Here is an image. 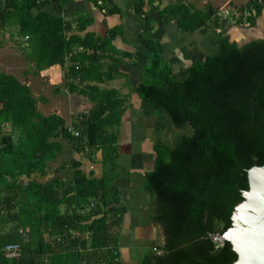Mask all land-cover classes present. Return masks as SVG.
<instances>
[{"label": "trees", "instance_id": "16d2710c", "mask_svg": "<svg viewBox=\"0 0 264 264\" xmlns=\"http://www.w3.org/2000/svg\"><path fill=\"white\" fill-rule=\"evenodd\" d=\"M71 1L0 0V49L7 46L4 34L17 36L36 72L61 66L68 93L89 101L87 113L69 126L57 114H41L31 88L0 72V264H124L126 210L105 168L119 157L127 99L100 87L113 73L124 76L117 67L104 71V61L120 53L113 45L120 29L105 39L73 34L86 32L91 20L65 19ZM146 5L140 0L136 11L147 20L140 42L149 52V77L133 90L144 115L160 118L145 190L165 242L140 264H235L233 246L215 239L232 227L234 208L249 190L248 171L264 167V38L240 47L212 7L197 10L182 0L158 7L160 20L176 21L184 33H210L212 22L218 31L219 51L180 77L151 36ZM239 11L237 26L256 29L264 0H249ZM170 131L177 132L173 142ZM66 146L99 165L101 175L85 174L76 159L54 170ZM13 245L19 256L7 258Z\"/></svg>", "mask_w": 264, "mask_h": 264}, {"label": "crops", "instance_id": "0c3cea01", "mask_svg": "<svg viewBox=\"0 0 264 264\" xmlns=\"http://www.w3.org/2000/svg\"><path fill=\"white\" fill-rule=\"evenodd\" d=\"M139 1L106 0L101 5L90 0H72L64 13L65 19L69 22H74L82 16L91 20L86 32L80 34L75 31L73 33L82 37L90 33L105 39L113 30L120 29V34L113 42L115 49L120 53L114 56L116 60L104 61V71L107 72L111 67H117L124 76L120 77L118 73H113L114 79L100 84V87L105 90H117L127 99L126 114L119 129V157L116 166L110 165L105 168L108 174L116 177L114 186L119 190L121 206L126 210L124 228L119 240V250L124 264H140L144 255L153 249L155 244H164L165 242L162 227L153 222L152 199L145 190L146 174L153 169L156 160L155 146L159 139L160 118L144 115L141 109V100L133 90L149 77L147 68L150 65L149 52L146 46L140 42V35L147 28V20L145 16L139 15L136 11ZM144 1L147 2L145 11L151 17V36L163 45L165 61L177 75L187 76L194 64L204 63L209 56L219 51L218 31L215 30L213 22L210 33H184L178 29L176 21L166 24L160 20L156 10L158 7L165 9L174 4L176 0H156L153 5L148 4V0ZM182 1L197 10H205L207 7L216 10L225 27L224 33L234 43H236V39L233 37L234 32L245 34L248 30L247 28L234 27L233 16L231 21L228 19L229 12L236 13L237 7L247 3V0ZM259 20L258 26L261 28L262 20ZM261 31H264V28H261ZM69 65L70 63L67 64V66ZM31 69L32 67L29 70ZM33 72L34 70L27 71L26 74H33ZM39 74L41 78L49 81L50 86H59L65 79V69L61 66H55L39 72ZM30 83L24 84L32 90ZM58 88L57 93L60 96L58 99L61 101L54 108L48 110V112L53 111L51 114L43 113V115L57 114L68 125L70 122H74L73 107L79 105L78 107L81 109L79 111L87 113L85 107L89 101L83 96L68 93L66 86L61 90ZM43 100L46 101L38 104L40 111L41 107L51 103L48 98ZM64 105H67L69 109H65ZM75 159L83 163L82 169L85 174L101 175L99 165L86 157L77 155L71 146L65 147L64 153L59 155L53 168L55 170Z\"/></svg>", "mask_w": 264, "mask_h": 264}, {"label": "water", "instance_id": "95a60500", "mask_svg": "<svg viewBox=\"0 0 264 264\" xmlns=\"http://www.w3.org/2000/svg\"><path fill=\"white\" fill-rule=\"evenodd\" d=\"M228 19L232 20V12ZM249 190L233 211L232 227L220 237L238 255L235 264H264V167L248 171Z\"/></svg>", "mask_w": 264, "mask_h": 264}, {"label": "rangeland", "instance_id": "374dc122", "mask_svg": "<svg viewBox=\"0 0 264 264\" xmlns=\"http://www.w3.org/2000/svg\"><path fill=\"white\" fill-rule=\"evenodd\" d=\"M248 2L249 0H247V3ZM247 3H244L241 6L237 7L238 8L237 12L232 13L233 19L234 17L240 16L239 10ZM260 19L262 20L261 28H264V16L261 17ZM232 24L234 27L240 28L239 26H237L235 21ZM259 27L260 26H258L257 29L254 28L248 29L245 34H243L242 32H241L242 34L234 32L233 37H235L236 39V44L242 47L249 42L264 38V31H261V28ZM4 38L7 46L4 49H0V72L14 75L22 83L31 82L30 84L32 86L33 95L37 97L40 103H43L42 100L46 98H48L51 101V103L48 104L47 106L41 107V111L39 110V112L41 114L43 113L51 114L53 111L48 112V110L54 108V106L61 101V99H58L60 96H58L59 94L57 93V88L59 87L58 89L60 90L62 88H65V79L63 84L61 83V85L59 86L57 85L50 86L48 80L41 78L39 73H34L36 71L35 64L31 63L25 58L21 48L20 40L17 38V36L12 37L9 33H6L4 34ZM30 67H32L31 70H29ZM32 70H34L33 74L32 73H30L29 75L26 74L27 71H32ZM65 94L68 95L67 92H65ZM64 106L65 109H69L67 108V105ZM78 106L73 107L74 114L72 117L74 118V121L78 119V117L81 114H83L79 111L81 109ZM68 125L72 126V122H70ZM176 135H177L176 131H170L169 134L166 135V137L170 142H173L174 139L176 138Z\"/></svg>", "mask_w": 264, "mask_h": 264}, {"label": "built area", "instance_id": "2783aa9c", "mask_svg": "<svg viewBox=\"0 0 264 264\" xmlns=\"http://www.w3.org/2000/svg\"><path fill=\"white\" fill-rule=\"evenodd\" d=\"M100 4L102 5V2H100ZM104 13H106V12L104 11ZM28 39L29 38H26V40H28ZM69 130H70V132H72L71 128H69ZM75 135L78 136L79 134L76 132ZM215 241L218 242V243H221L220 242V238L215 239ZM19 250H20L19 245L9 246L7 248V258H16V257H18L19 256ZM154 250L157 251L156 249H154Z\"/></svg>", "mask_w": 264, "mask_h": 264}]
</instances>
